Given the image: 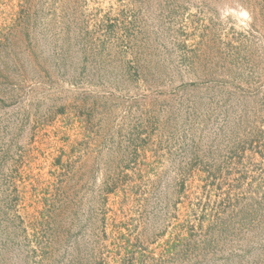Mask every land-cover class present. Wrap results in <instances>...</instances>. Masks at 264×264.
<instances>
[{
  "label": "rangeland",
  "instance_id": "374dc122",
  "mask_svg": "<svg viewBox=\"0 0 264 264\" xmlns=\"http://www.w3.org/2000/svg\"><path fill=\"white\" fill-rule=\"evenodd\" d=\"M0 264H264V0H0Z\"/></svg>",
  "mask_w": 264,
  "mask_h": 264
}]
</instances>
